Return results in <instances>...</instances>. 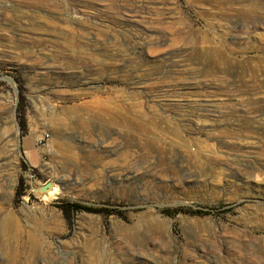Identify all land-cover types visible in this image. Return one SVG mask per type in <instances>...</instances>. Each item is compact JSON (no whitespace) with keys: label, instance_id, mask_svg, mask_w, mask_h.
Here are the masks:
<instances>
[{"label":"rangeland","instance_id":"374dc122","mask_svg":"<svg viewBox=\"0 0 264 264\" xmlns=\"http://www.w3.org/2000/svg\"><path fill=\"white\" fill-rule=\"evenodd\" d=\"M0 137V264H264V0H0Z\"/></svg>","mask_w":264,"mask_h":264},{"label":"bare ground","instance_id":"6f19581e","mask_svg":"<svg viewBox=\"0 0 264 264\" xmlns=\"http://www.w3.org/2000/svg\"><path fill=\"white\" fill-rule=\"evenodd\" d=\"M73 48V47H72ZM98 92V91H97ZM96 93V92H95ZM95 93H93V94H95ZM100 95V94H99ZM99 95H94L93 96V99L91 100L92 102H94V103H101V102H103V98L101 97V96H99ZM90 96H92V94L90 95ZM74 99V98H73ZM85 103H87V101L85 102L84 101V104ZM116 106V105H115ZM114 107V106H113ZM74 108V107H73ZM115 108H118V106H116ZM121 108V107H120ZM122 109V108H121ZM70 110H73L74 111V109H70ZM118 110V109H117ZM123 110V109H122ZM72 111V112H73ZM120 111V110H119ZM66 114H68V112L66 113ZM120 114H122V113H120ZM119 114V115H120ZM119 115H118V113H117V115H114L113 117L111 116L110 118H112L113 120L116 118V117H119ZM128 120V119H127ZM124 121V120H123ZM126 121V120H125ZM127 122H129V121H127ZM125 123V122H124ZM126 124V123H125ZM156 124V123H155ZM63 125V124H62ZM127 125H129L128 123H127ZM156 125H158V124H156ZM174 126V125H173ZM175 127V126H174ZM173 130V129H172ZM179 131V130H178ZM175 133H177V132H175ZM4 137V136H3ZM2 137V138H3ZM1 141H2V139H1V137H0V143H1ZM189 147V146H188ZM190 148V147H189ZM0 149H1V145H0ZM1 158V157H0ZM0 161H1V159H0ZM3 165V163H1L0 162V167ZM256 169V168H255ZM249 170V169H248ZM253 169H251V171H252ZM254 171V170H253ZM252 171V173H254ZM250 173V172H249ZM2 176V175H1ZM15 181V180H14ZM12 183V182H11ZM12 185V184H11ZM13 188H14V186H13ZM12 188V189H13ZM56 190H58V186H57V184H52V186L49 188V189H43V188H38L37 189V192L38 193H40L41 194V197H42V199H47V198H49V193L50 192H54V191H56ZM15 191V190H14ZM13 197V196H12ZM45 203V202H44ZM0 207H1V205H0ZM1 209V208H0ZM10 209V208H9ZM1 210H3V209H1ZM7 210V209H6ZM8 211V210H7ZM1 212V211H0ZM15 213V212H14ZM7 214V213H6ZM3 215V214H2ZM1 215V216H2ZM8 215H9V213H8ZM15 215V214H14ZM38 215V214H37ZM7 216V215H6ZM34 216H36V215H34ZM4 217V216H3ZM12 217V216H11ZM7 217H5V219H6ZM9 218V217H8ZM18 218V217H17ZM17 218H11L10 220H2L3 221V223H2V225H3V228H2V231H3V233H4V231L6 230V233H7V230H9L10 231V229H13V230H15L16 232H21L22 230H23V228L25 227L24 225H22V226H24L23 228H22V226H21V224L19 223V221H18V219ZM36 226H38V227H41V226H44V223H45V221L42 219V218H40V217H38V218H36ZM51 222V221H50ZM21 223H22V221H21ZM23 224V223H22ZM25 229V228H24ZM15 232V233H16ZM23 232V231H22ZM9 233V232H8ZM11 235V234H10ZM27 235V234H26ZM16 236V235H15ZM19 237V236H18ZM9 238H10V236H9ZM39 238V237H38ZM37 237H36V235L33 233V232H31V234H30V236H29V241H30V243L35 247L37 244H38V242H39V239H38ZM32 246V247H33ZM40 247V246H39ZM31 249H33V248H31ZM36 251V250H35ZM91 254H92V252H91Z\"/></svg>","mask_w":264,"mask_h":264},{"label":"trees","instance_id":"16d2710c","mask_svg":"<svg viewBox=\"0 0 264 264\" xmlns=\"http://www.w3.org/2000/svg\"><path fill=\"white\" fill-rule=\"evenodd\" d=\"M60 207H62L66 212H69L70 210H75V211H80V210H86V211H90V212H102L105 209L101 208V207H94V206H89L86 204H82L79 202H72V203H68V204H60ZM179 210H182V208H177L175 209L174 212H178ZM194 212H201V211H194Z\"/></svg>","mask_w":264,"mask_h":264},{"label":"water","instance_id":"95a60500","mask_svg":"<svg viewBox=\"0 0 264 264\" xmlns=\"http://www.w3.org/2000/svg\"><path fill=\"white\" fill-rule=\"evenodd\" d=\"M53 183H54L53 181H48L47 183H45V184L42 185V186L35 187V188H34V192H35V194L38 195L40 198H42V197H41V194L37 192V189H38V188H43V189H46V190H47V189H49V188L52 186ZM54 184H55V183H54Z\"/></svg>","mask_w":264,"mask_h":264}]
</instances>
